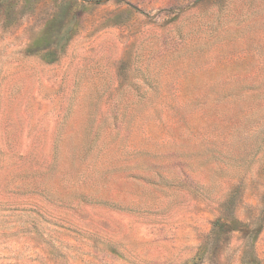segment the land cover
Here are the masks:
<instances>
[{
  "label": "rangeland",
  "instance_id": "1",
  "mask_svg": "<svg viewBox=\"0 0 264 264\" xmlns=\"http://www.w3.org/2000/svg\"><path fill=\"white\" fill-rule=\"evenodd\" d=\"M0 264H264V0H0Z\"/></svg>",
  "mask_w": 264,
  "mask_h": 264
}]
</instances>
